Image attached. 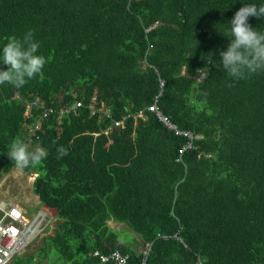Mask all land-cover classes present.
Instances as JSON below:
<instances>
[{"label": "trees", "instance_id": "1", "mask_svg": "<svg viewBox=\"0 0 264 264\" xmlns=\"http://www.w3.org/2000/svg\"><path fill=\"white\" fill-rule=\"evenodd\" d=\"M244 4L264 0H0V50L31 31L47 60L22 88L0 85V177L14 140L45 149L23 171L55 218L13 264H114L94 250L139 264L109 220L152 241L143 264H264V71L235 80L219 67ZM249 23L264 32V18ZM159 92L162 112L199 135L180 163L184 138L145 110ZM94 96L108 116L90 115Z\"/></svg>", "mask_w": 264, "mask_h": 264}, {"label": "clouds", "instance_id": "2", "mask_svg": "<svg viewBox=\"0 0 264 264\" xmlns=\"http://www.w3.org/2000/svg\"><path fill=\"white\" fill-rule=\"evenodd\" d=\"M250 17L264 18V4L259 6L244 4L235 12L230 20V28L225 34L230 43L226 50L219 52V67L235 80L244 79L251 74L264 71V32L252 27L249 23ZM39 47V42L35 41L34 34L31 31L27 32L21 39L11 37L0 50V65L6 66L0 69V85L7 84L19 89L37 76L42 77L47 60L43 55L38 54ZM95 103L96 99L91 100L88 105L90 115L99 112L100 116H105L102 115L103 112L100 110V107L105 104L100 103L97 107ZM90 104H94L93 113ZM107 111H109L108 107ZM70 113L72 114V112ZM79 113L77 112L75 115ZM104 132L107 133V131ZM67 154V149L63 146L57 149V159H62ZM47 155L48 152L45 149L38 147L30 150L28 144L19 139L11 143L7 152L8 159L15 164L10 170L17 168L21 171L40 165L47 158ZM35 176H37V173ZM35 176L32 178V188ZM31 192L35 194L33 190Z\"/></svg>", "mask_w": 264, "mask_h": 264}, {"label": "built area", "instance_id": "3", "mask_svg": "<svg viewBox=\"0 0 264 264\" xmlns=\"http://www.w3.org/2000/svg\"><path fill=\"white\" fill-rule=\"evenodd\" d=\"M157 73V69L154 68ZM162 85V82H161ZM159 92L154 96L153 101L146 107V111L154 114V116L163 124V126L172 131L174 135L184 138V143L178 148L175 161L181 162L183 153L186 150L194 147L193 140L199 135L192 133L188 129H181L176 123L171 121L158 107ZM95 97H92L94 100ZM81 102L76 101L74 105H69V110L80 106ZM92 113L94 112V104H90ZM102 115L108 116V111L103 112ZM134 117H144V113L140 110ZM123 123L115 121V126ZM36 203L38 201L33 194ZM26 208L20 199L6 195L0 197V264H9L16 254L21 253L41 232L45 227V232H48L49 218L55 221V218L50 216L46 211L39 209L38 213L31 219L26 217ZM44 234V235H46ZM43 235V236H44ZM42 236V237H43ZM41 237V238H42ZM166 238V236H164ZM152 241L142 243L141 252L143 254L139 264H143L148 256V251L151 247ZM93 256H97L101 263L112 261L114 264H129L127 254H122L118 250H113L108 254L102 253L98 250L92 252Z\"/></svg>", "mask_w": 264, "mask_h": 264}, {"label": "rangeland", "instance_id": "4", "mask_svg": "<svg viewBox=\"0 0 264 264\" xmlns=\"http://www.w3.org/2000/svg\"><path fill=\"white\" fill-rule=\"evenodd\" d=\"M100 110L102 112H106L107 106L106 105L101 106ZM181 162H183V158ZM29 175H31L33 178L36 175V173H26L25 174V172L17 168H14L10 170L9 172L3 174L0 179V197H5L6 195H9V196H14L20 199L21 201H23L25 208L27 209L26 217L31 219L38 213L39 209H42V208L39 204L36 203L34 196L31 192L32 191L31 182L33 179L30 180ZM107 223L113 229V231L116 232V238L122 245L129 246L131 248H136L138 246V248L140 249V247L142 246V243L139 244L136 240L137 238L139 239L140 237L135 232H133L126 224L114 222L113 220H109ZM47 226H49L48 232L51 233L54 231L53 229L54 221L52 218H49V222ZM44 234H46L45 227L43 231L41 232V234H39L19 254H22V253L29 254L33 252L35 248L41 244L40 243L42 239L41 237ZM9 264H13L12 261ZM197 264H200V263L198 262Z\"/></svg>", "mask_w": 264, "mask_h": 264}, {"label": "bare ground", "instance_id": "5", "mask_svg": "<svg viewBox=\"0 0 264 264\" xmlns=\"http://www.w3.org/2000/svg\"><path fill=\"white\" fill-rule=\"evenodd\" d=\"M84 104V103H83ZM66 106H68V105H66ZM51 107V106H50ZM54 109L56 108V106L55 107H53ZM79 108V107H78ZM63 109V108H62ZM56 110H57V108H56ZM55 110V111H56ZM72 111V110H71ZM54 113V112H53ZM52 117H53V114H52ZM58 118V117H57ZM55 120V119H54Z\"/></svg>", "mask_w": 264, "mask_h": 264}, {"label": "water", "instance_id": "6", "mask_svg": "<svg viewBox=\"0 0 264 264\" xmlns=\"http://www.w3.org/2000/svg\"><path fill=\"white\" fill-rule=\"evenodd\" d=\"M31 188H32V185H31ZM35 198H36V200L39 202L38 195H36Z\"/></svg>", "mask_w": 264, "mask_h": 264}, {"label": "flooded vegetation", "instance_id": "7", "mask_svg": "<svg viewBox=\"0 0 264 264\" xmlns=\"http://www.w3.org/2000/svg\"><path fill=\"white\" fill-rule=\"evenodd\" d=\"M29 179L31 180L32 179V176L31 175H29ZM30 182V181H29Z\"/></svg>", "mask_w": 264, "mask_h": 264}, {"label": "crops", "instance_id": "8", "mask_svg": "<svg viewBox=\"0 0 264 264\" xmlns=\"http://www.w3.org/2000/svg\"><path fill=\"white\" fill-rule=\"evenodd\" d=\"M109 225V224H108ZM141 248V247H140Z\"/></svg>", "mask_w": 264, "mask_h": 264}]
</instances>
